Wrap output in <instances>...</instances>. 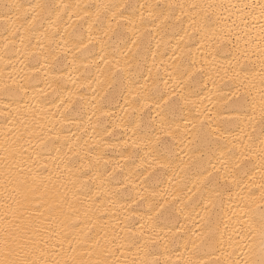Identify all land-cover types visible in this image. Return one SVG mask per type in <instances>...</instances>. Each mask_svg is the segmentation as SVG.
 Here are the masks:
<instances>
[{
    "label": "snow or ice",
    "instance_id": "obj_1",
    "mask_svg": "<svg viewBox=\"0 0 264 264\" xmlns=\"http://www.w3.org/2000/svg\"><path fill=\"white\" fill-rule=\"evenodd\" d=\"M229 20L231 26L227 23ZM185 24L201 37V41L211 36L223 44L224 49H228L235 37L236 45L229 52L237 60L239 70L235 71V79L238 86L233 93L234 99L225 101L235 113L227 123L250 129L242 133L247 142L239 146L233 144V148L239 147V155L244 160L258 161L261 173L257 186L259 195L257 191L241 195V202L233 211V218L240 222L238 232L246 241L243 248L237 249L240 258L232 259L235 251L228 253L222 248L225 259H217L212 264H264V0L138 5L110 2L83 6L33 3L27 7L19 0L0 2V34H3L0 60L11 64V56L19 55L22 57L19 62L30 69L18 80L13 79L12 84H3V94L27 96L31 89L34 103L26 105L28 111L39 109L44 112L43 105L47 103L56 108V113H51L52 119L46 124H38L41 133L37 135V148H46L52 141L59 142L61 130L57 124L62 127L66 122H74L73 113H80L81 119L87 117L95 131L93 118L96 124L103 123L102 117L113 119L112 113L105 109L111 105L120 106L121 102L128 119L117 118L115 127L132 133L131 145L125 140L120 146H105L122 149L120 155L124 163L112 167L111 171L104 168L103 172L97 173V178L104 177L108 186L116 188L117 195L127 196L131 201L122 208L125 234L106 241L102 248L93 247L87 251L84 250L86 238H82V232L75 231L78 225L72 222L76 211L66 199L63 203L68 205V212L62 211L59 216L47 219L42 218L43 213L37 215L39 209L32 205L34 194L43 186V181L39 180L38 174H31V169L30 175L24 174L21 165L25 153L18 150V141L10 142L6 138L4 156L0 158L3 164L0 264H162L159 250L168 251L170 246L180 243L191 253L185 264H201L194 254L203 244L215 247L227 243L231 247V236L227 241L223 236L217 239L219 225L212 221L207 206V219L200 226V232L189 227L191 217L185 214L188 206L185 196L195 203L193 197L197 193L202 197L200 203L207 199L208 204L215 207L214 201L227 185L219 182L221 169L213 165L209 171L204 166L205 159L207 157V163L211 164L217 151L223 157L221 142H229L220 122L213 119L217 114L210 115L206 108L201 111L189 91L196 82V72L204 69H194L184 60L185 38H195ZM84 25H87L86 30ZM169 37H179L173 51L172 70L168 73L172 86L160 90L154 80L150 83V71L148 79L144 77V71L148 56L155 63L161 49L168 47ZM253 56L259 62V71L254 66L249 79V69L241 67L239 61ZM69 57L70 64L61 67ZM213 61L205 62L211 68L215 67ZM93 70L96 78L88 82L89 76L85 73ZM257 75L260 78L258 102L255 97L249 100L251 91L240 93V86L251 84ZM40 83L44 87L41 88ZM68 83L72 85L71 92L65 88ZM93 83L95 87H92ZM85 89H91L90 96ZM177 117L190 123L191 128L185 127L181 131ZM102 130L111 135L108 128ZM62 147L77 156L82 151L81 145L70 144L66 139ZM59 151L57 149L58 158H61ZM101 158L97 157V162ZM28 159L33 161L31 155ZM197 166L202 170L194 172L193 168ZM88 167L91 169L92 165ZM64 168L66 184L76 190L73 195L78 198L82 194L80 189L88 186L84 177L89 176V172L76 175L67 162ZM238 168L239 164L229 168L225 162L222 179L227 181L231 177L232 183H239L235 176ZM192 176L198 178L205 191L196 187L195 191L185 194L184 189ZM213 179L217 180V186L209 187ZM165 184L167 187L158 191ZM244 192L245 189H241V193ZM141 208H147V211L137 215ZM181 215H184L183 223ZM189 233L195 239L189 237Z\"/></svg>",
    "mask_w": 264,
    "mask_h": 264
},
{
    "label": "bare ground",
    "instance_id": "obj_2",
    "mask_svg": "<svg viewBox=\"0 0 264 264\" xmlns=\"http://www.w3.org/2000/svg\"><path fill=\"white\" fill-rule=\"evenodd\" d=\"M0 2H3V0H0ZM8 2H12V0H8ZM19 2L27 7L33 3L80 4L83 6L110 2L131 3L133 5L169 2L214 3L217 0H19ZM231 2L244 3L252 2V0H231ZM65 20L67 21V17H65ZM227 23L231 26L232 21L229 20ZM236 23L240 25L241 22L237 20ZM184 27L191 35L195 36L194 39L185 38L184 60L188 64H192L194 69H204L203 72H196V82L189 89L193 93L192 99L196 101L197 107L201 111L206 108L210 110V115L217 114L213 116V119L220 122V127L224 130V136L229 141L221 142V150L224 153L223 157H221V152L217 151L214 158L211 159V164L207 163V157L205 159L204 166L209 171H212L213 165L221 169V179L219 182L227 185L222 191L221 196L214 201L215 207L209 205L207 199H204V202L200 203L202 199L200 193H197L193 197L195 203L188 201L187 196H185V204L188 205L185 208V214L190 215L191 223L189 227L194 232H200V226L207 219L205 216V207L207 206L211 213L212 221L214 224L219 225L217 239L219 240L223 236L224 241H227L230 236L232 237L231 247L227 243L223 245L217 244L215 247L203 244L194 254V258L200 260L201 264H212L217 259L221 261L225 259L226 253L221 250L222 248L227 249L228 253L235 251L232 259L240 258L241 253L237 249L243 248L246 241L242 238V234L238 232L240 222L233 218V211L235 210V205L241 202V195H246L248 191H257L261 173L258 168V161L255 159L244 160L239 155V147L233 148V144L239 146L247 142V137L243 136L242 133L243 131H250V129H244L243 125L238 127L235 124L230 125L227 123L235 113L230 110L225 101L229 98L234 99L233 93L236 92L238 86V82L235 79V71L239 70L236 67L237 60L229 52L236 45L235 37H233L232 42L228 45V49H224V45L218 41H214L211 36L207 40L201 41V37L195 35L192 29L188 28L187 24ZM84 28L86 30L87 25H84ZM2 39L3 34H0V41ZM178 39L179 37L168 38V47L161 49V54L156 56L155 63H153V58L148 56L147 70L144 71V77L148 79L150 71V83L154 80L160 90H165L166 87L172 86V80L168 73L172 70L173 51ZM153 47L155 48L154 43ZM0 55H2V52H0ZM213 57L215 58L214 61ZM21 59V56L13 54L11 56V64H5L3 60H0V158L4 156V141L6 138L10 142L18 141V150L25 153L21 165L24 174L30 175L29 169H31V174H38L39 180L43 181V186L34 194L35 199L32 205L33 208L39 209L37 215L43 213L42 218L47 219L59 216L62 211L68 212V205L63 203V200L66 199L73 205V211H76V215L72 216V222L78 225L75 231L82 232V238H86L87 240L84 250L87 251L93 247L102 248L105 246L106 241L112 240L113 237L117 235L124 236L125 232L122 229H124L123 218L125 213L122 211V208L127 207L131 203L127 196L117 195L116 188L108 186L104 177L97 178V173L103 172L104 168L111 171L112 167L124 163L120 155L122 149L117 147L114 150L106 148V145L120 146L124 144L125 140H128L129 145H131V131L125 133L123 128H116L114 123L120 117L128 119L122 111L124 107L123 102H121L120 106L111 105L105 109V111L112 113L113 119L102 117L103 123L96 124L95 117L93 118L95 131L93 130V126L89 125L87 117L81 119L80 113H73V116L76 117L74 122H66L62 127L60 124H57V128L61 130V140L59 142L52 141L48 143L46 148H37V135L41 133L38 124H46L48 120L52 119L51 113H56V108L54 104L47 103L43 105L44 112H41L39 109H33L31 112L28 111L26 105L34 103L31 89L27 96L23 94L15 96L3 94V84H12L13 79L18 80L21 75H26L30 72L29 68L24 67L19 62ZM206 60L213 61L215 67L210 68L209 64L205 62ZM70 61L71 57L65 60L61 67H67ZM239 64L241 67L249 69V79L252 77L254 66L256 71H259V62L255 56L247 60L240 58ZM22 68L23 71L21 72ZM68 70L70 71L71 69ZM81 72H83V68H81ZM9 74H11V77ZM85 75L89 76L88 82H92L95 80L97 74L93 70L91 73H85ZM243 75L244 73H241V76ZM166 81L168 82L167 85L165 84ZM39 86L42 88L44 84L40 83ZM92 87H95L94 83ZM65 88L68 92H71V83L66 84ZM259 88L260 78L257 75L255 79L251 80V84L246 83L240 86V93L243 94L244 92L251 91L249 100L255 97L258 102ZM84 91H87L89 96L91 95V89H85ZM196 93H199V95H196ZM67 94L66 92L65 95ZM45 113H48V115H45ZM177 123L180 125L181 131L185 127L191 128L190 123L185 122L179 117H177ZM103 128H108L111 135L106 134L102 130ZM46 131L47 129H45ZM65 139L70 144L82 146V151L78 156L70 153L67 147H62ZM57 149L60 150L59 155L62 159L58 158ZM131 150L129 148V151ZM37 153H39L38 157ZM29 155L32 156L35 165H33V161L28 159ZM97 157H102L99 162L96 160ZM184 159L187 160L188 157L185 156ZM105 161H107V164H105ZM65 162H67L72 172L76 175H81L82 172H89V176L84 177L88 181V186L85 189H80V193L82 194H79L78 198L73 195L76 190L71 189V186L66 184ZM225 162L229 168H233L239 164V168L235 171V176L239 183H232L231 177L227 181L222 179ZM90 164L92 165L91 169L88 167ZM2 169L3 164L0 163V195L3 193ZM20 170L17 169V171ZM198 170H202V168L199 166L193 168L194 172ZM215 186H217V180L213 179L209 187ZM166 187L167 184L163 185L158 191H163ZM196 187H200L201 191H205L203 185L199 184L198 178L192 176L184 189L185 194L195 191ZM241 189H245V192L241 193ZM257 195H259L258 191ZM146 211L147 208H141L137 215H142ZM180 220L182 223L184 222V215L180 216ZM136 227L138 228L139 224ZM201 235H206V233H201ZM189 237L195 239L192 233H189ZM197 243H200V241H197ZM65 248H67V244H65ZM189 249H191V244H189ZM70 254L75 255L76 253ZM190 255V251L185 250L183 243L175 247L170 246L168 251L160 249L158 252L162 264H164V261H167V264H185ZM118 257L124 259L123 255L118 254Z\"/></svg>",
    "mask_w": 264,
    "mask_h": 264
}]
</instances>
